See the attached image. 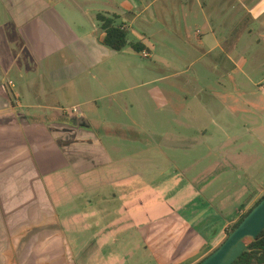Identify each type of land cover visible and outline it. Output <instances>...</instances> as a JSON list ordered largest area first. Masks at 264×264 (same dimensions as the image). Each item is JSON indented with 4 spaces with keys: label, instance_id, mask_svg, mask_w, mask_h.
Returning <instances> with one entry per match:
<instances>
[{
    "label": "crops",
    "instance_id": "obj_1",
    "mask_svg": "<svg viewBox=\"0 0 264 264\" xmlns=\"http://www.w3.org/2000/svg\"><path fill=\"white\" fill-rule=\"evenodd\" d=\"M197 52L214 83L175 69ZM173 76L181 95L140 97ZM263 170L264 0H0V264H199Z\"/></svg>",
    "mask_w": 264,
    "mask_h": 264
},
{
    "label": "rangeland",
    "instance_id": "obj_2",
    "mask_svg": "<svg viewBox=\"0 0 264 264\" xmlns=\"http://www.w3.org/2000/svg\"><path fill=\"white\" fill-rule=\"evenodd\" d=\"M242 45H244V44H242ZM168 57L171 58V56H168ZM124 60L125 61H133L134 65H143V64H146V62H152L151 59H147V58L144 59L142 57H134L133 60H131L130 58H125ZM204 62H206V59L202 60V58L200 57V53L197 52V54L194 55L193 59L190 58V60H185V62H180L181 64H179L178 67H175V69L178 68V71L182 72L183 77L191 76L192 78H194V80H196L197 82L199 81L203 85L208 84V83L212 84V83H214L213 80H216V76L213 75L212 72H210V71L207 72L206 68L204 67L205 65L203 64ZM161 65L165 69L166 68L170 69V67L165 63H163ZM137 77H139V76H137ZM196 77H199V79L197 80ZM176 80H179V78H177L176 76H173L171 79L168 78V79H164L162 81H158L155 84L148 86L147 88L143 87L137 91L140 93L141 98H148L150 100H156L154 98L161 95V100H159V101L160 102L167 101V99L171 98L172 95H175V94L181 95L182 94V92H180L179 90L174 89L173 87H170V84L173 83V85H175L178 83V81H176ZM241 81L244 84L249 83L248 81H246L244 79L243 80L241 79ZM179 82H181V79L179 80ZM65 85H66V87H70L69 83H67ZM119 89H122V86H119ZM155 89H156V95L152 96L153 97L152 98V97H150L149 92L147 90H149L151 93H153V90H155ZM137 91H134V92H136L138 94ZM134 92L133 91H124L123 97L124 98L133 97ZM103 93L104 92H102L101 90L96 91L95 92V98L97 100H99V98L102 95L104 96ZM137 94H135L134 98H137V96H138ZM83 101H85V98H81V97L78 98V97L74 96V94L69 93L68 96L63 97L61 99L60 103H62V104L60 107H65L67 109V108L72 107V106H70L71 104H73V103L76 104V103H80ZM105 101L106 100L102 97L100 104H103V102H105ZM156 109H158V107ZM106 119H108V120H105L102 124H104V125H112L113 124V122H112L113 118L107 117ZM130 125H133V124H130ZM144 125L146 127H151L153 124L147 123ZM235 125L237 128H240L241 126H244V122L236 123ZM261 172L264 173V170ZM244 173L245 172H242V174H244ZM254 264H256V263H254Z\"/></svg>",
    "mask_w": 264,
    "mask_h": 264
},
{
    "label": "water",
    "instance_id": "obj_3",
    "mask_svg": "<svg viewBox=\"0 0 264 264\" xmlns=\"http://www.w3.org/2000/svg\"><path fill=\"white\" fill-rule=\"evenodd\" d=\"M264 231V198L222 244L199 264H234Z\"/></svg>",
    "mask_w": 264,
    "mask_h": 264
},
{
    "label": "trees",
    "instance_id": "obj_4",
    "mask_svg": "<svg viewBox=\"0 0 264 264\" xmlns=\"http://www.w3.org/2000/svg\"><path fill=\"white\" fill-rule=\"evenodd\" d=\"M97 17L101 23V29L106 32L103 43L108 47L116 51H123L127 46H131L135 51L141 53L148 49L142 42H130L129 30L124 22H118L117 16L111 17L107 14L99 13ZM263 198L264 196L254 206ZM253 207L233 226L232 231L239 226ZM253 263L264 264V231L260 234L258 240L253 242L248 250L234 264Z\"/></svg>",
    "mask_w": 264,
    "mask_h": 264
},
{
    "label": "built area",
    "instance_id": "obj_5",
    "mask_svg": "<svg viewBox=\"0 0 264 264\" xmlns=\"http://www.w3.org/2000/svg\"><path fill=\"white\" fill-rule=\"evenodd\" d=\"M142 54H143L144 57H149V53L146 52V51L142 52ZM239 213H240L241 216H244L246 214V211L241 210Z\"/></svg>",
    "mask_w": 264,
    "mask_h": 264
}]
</instances>
